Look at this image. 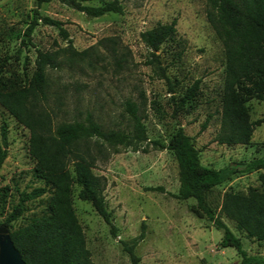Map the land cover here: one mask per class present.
Instances as JSON below:
<instances>
[{"label":"rangeland","instance_id":"1","mask_svg":"<svg viewBox=\"0 0 264 264\" xmlns=\"http://www.w3.org/2000/svg\"><path fill=\"white\" fill-rule=\"evenodd\" d=\"M107 1L49 0L39 7L42 15L62 22L76 50L94 47L91 58L97 62L94 67L84 63L83 67L50 70L49 105L55 120H82L90 113L106 129L128 130L132 120L126 102L133 101L146 129L147 139L138 150L108 146L93 168L104 178L111 224L80 197L81 185L69 166V198L91 262L132 264L124 242H135L138 264H238L236 249L221 246L224 229L210 215L220 217L247 253L264 256V239L249 236L220 212L225 192L263 190L259 176L264 175V167L255 164L264 158V99L252 97L246 102L250 120L259 121L248 144L215 140L221 126L226 56L207 20V0H119L123 13L98 17L68 3L97 6ZM36 6L35 0H0V83L6 87L19 86L31 76L38 51L67 44L56 26L42 22L33 28L29 41L24 38ZM173 19L175 34L155 52L157 62L149 63L151 50L141 40V32ZM106 37L116 42L98 45ZM113 48L123 52L121 66L114 63ZM195 81V95L181 103ZM178 125L198 149L201 163L222 171V180L200 205L194 198L176 196L177 161L171 150L154 143H166ZM2 127L7 133V155L0 168L1 219L18 202L19 192L44 185L34 176L37 161L29 150V130L0 104V138ZM52 197L47 191L26 201L13 227L25 226L43 214Z\"/></svg>","mask_w":264,"mask_h":264},{"label":"trees","instance_id":"2","mask_svg":"<svg viewBox=\"0 0 264 264\" xmlns=\"http://www.w3.org/2000/svg\"><path fill=\"white\" fill-rule=\"evenodd\" d=\"M35 1L34 17L24 31V38L29 41L33 28L42 22L56 26L67 44L55 50L38 51L31 76L19 86L6 87L0 83V104L29 130V150L37 161L34 176L44 182L43 186L29 192H19L18 202L4 218H0V227L8 230L27 264H93L69 198V166L72 165L75 178L81 185L80 197L90 201L95 211L111 224L110 212L105 205L104 178L95 174L93 168L97 160L104 158L108 146L138 150L147 139L146 129L133 101L126 102L132 120L128 130L106 129L90 113L82 120H55L54 110L49 105L50 70L83 67L84 63L94 67L97 62L91 58L94 47L76 50L62 22L40 13L41 4L49 0ZM68 3L91 17L107 12L123 13L119 0L97 6ZM206 16L221 40L226 56L221 126L215 140L227 145L248 144L259 121L250 120L246 102L252 97L264 99V0H207ZM175 32L176 19L158 23L141 32V40L151 50L149 63L157 62L155 52ZM111 40L109 37L102 38L98 45L104 47ZM111 52L115 65L121 66L125 60L123 52L118 53L115 48ZM158 67L166 77L162 68ZM197 89L198 81H195L180 102L192 98ZM169 90L173 91L170 82ZM154 143L159 148L171 150L177 161L178 198H194L200 205L204 195L222 180L221 170L201 163L199 151L183 126L178 125L166 143ZM6 155L7 133L2 127L0 168ZM255 167L263 168L264 158L259 159ZM259 178L263 190L249 188L247 193L225 192L220 212L234 220L249 236L264 239V175ZM47 191L53 197L46 211L33 217L27 225L14 228L13 222L23 214L24 203ZM209 218L224 229L220 244L236 249L240 258L238 264H264V256L247 253L241 239L220 217L210 215ZM134 247L135 242H124L131 263L138 264L140 259Z\"/></svg>","mask_w":264,"mask_h":264},{"label":"water","instance_id":"3","mask_svg":"<svg viewBox=\"0 0 264 264\" xmlns=\"http://www.w3.org/2000/svg\"><path fill=\"white\" fill-rule=\"evenodd\" d=\"M0 264H27L5 227H0Z\"/></svg>","mask_w":264,"mask_h":264}]
</instances>
